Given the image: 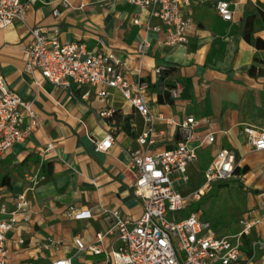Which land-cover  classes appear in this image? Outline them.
Listing matches in <instances>:
<instances>
[{
  "label": "crops",
  "instance_id": "crops-1",
  "mask_svg": "<svg viewBox=\"0 0 264 264\" xmlns=\"http://www.w3.org/2000/svg\"><path fill=\"white\" fill-rule=\"evenodd\" d=\"M62 1L35 0L20 20L0 29V77L9 92L31 103L38 119L30 136L0 160V209L12 211L20 195L28 202L29 220L6 235L8 264L59 260L114 264L111 253L121 243L114 231L109 232L114 225L112 212L133 223L143 211L132 192L129 153L155 155L174 150L181 140L177 124L188 116L207 120L198 131H212L214 140L195 150V159L187 166L188 183L178 191L187 196L202 188L204 171L215 155L220 150L233 152L232 183L239 189L234 201L238 207L217 234L235 235L243 217L259 220L242 239V260L243 264H264V251L253 247L256 241L264 242V151L253 150L243 133L248 126L264 131V75L257 74L264 69V0H238L236 5L234 0H193L183 9L189 19L186 43L174 47L163 45L165 27L150 10L119 0H65L68 8L60 5ZM217 1L231 3V21L219 17ZM55 8L59 17L52 15ZM248 17L252 20L246 40L242 30ZM154 27L159 30L152 31ZM36 28L47 36L57 30L61 44L84 45L92 52L107 48L129 82H147L152 144L138 143L146 123L118 91L110 90L101 99L94 87H55L37 71L26 70L30 32ZM143 41L150 47L139 53L137 47ZM254 63L252 76L248 70ZM159 67L166 70L157 75L154 70ZM172 89L178 90L177 98L170 95ZM101 112L110 115L100 117ZM109 133L112 146L105 152L95 151L96 143ZM32 176L43 180L32 187ZM218 183L206 187L205 193L215 185L222 187ZM204 198L205 194L194 206ZM69 208L90 211L91 217L73 219ZM198 216L209 218L217 231L210 216ZM75 239L85 247L98 246L101 253L78 250Z\"/></svg>",
  "mask_w": 264,
  "mask_h": 264
},
{
  "label": "built area",
  "instance_id": "built-area-1",
  "mask_svg": "<svg viewBox=\"0 0 264 264\" xmlns=\"http://www.w3.org/2000/svg\"><path fill=\"white\" fill-rule=\"evenodd\" d=\"M139 9L150 10V15L158 18L165 27L164 46L174 47L186 43V29L189 19L183 14L193 0H119ZM35 0H0V29L11 26L20 20L28 4ZM238 0L233 1L236 5ZM60 5L68 8L63 0ZM80 7H83L81 4ZM215 10L223 21H231L233 10L231 3L217 1ZM54 17L60 12L55 8ZM138 24V20H134ZM159 27L152 28L158 31ZM58 31L47 36L36 28L30 32L31 41L26 49L25 69L37 71L41 77L55 87L91 86L96 88L101 99L108 97L110 90L118 91L146 123V130L138 137L141 146L153 142V118L146 93L149 85L142 81L131 83L120 70V63L115 54L104 48V42L98 40L104 48L100 52L88 51L84 45L61 44ZM150 44L143 41L137 47L144 53ZM166 69L156 68L160 75ZM173 98L178 97V90H170ZM100 117H108L109 112H101ZM167 123L173 122L167 120ZM205 119L188 116L177 124L181 140L177 147L168 152L155 155L130 151L129 169L134 175L132 184L134 196L140 200L143 211L140 218L131 223L118 212H112L114 231L121 246L111 253L114 264H243L242 239L249 235L257 219L243 217L239 221L240 230L233 236H220L210 222L201 219L193 210L194 204L201 201L205 189L214 182L225 183L234 178L235 156L228 150H220L204 171V186L184 196L178 187L188 183L187 166L195 159V150L214 140L212 131L200 133L198 130ZM38 127L36 113L29 101L11 93L0 77V160L16 145L23 143ZM243 133L248 145L255 151H264V131L245 127ZM113 144L112 133L95 145V151L105 152ZM193 145V146H192ZM50 147L46 148L49 150ZM43 177L32 176L29 182L36 186ZM68 216L73 219H87L90 211L75 208L68 209ZM28 202L24 195L16 198L14 209L6 212L0 209V264H8L6 235L20 222H27ZM101 234L97 240H101ZM22 243V240H19ZM74 244L78 250L86 249L92 254H100L98 246L85 247L80 239ZM264 251V242L256 241L253 245ZM53 264H70L68 260H59Z\"/></svg>",
  "mask_w": 264,
  "mask_h": 264
},
{
  "label": "rangeland",
  "instance_id": "rangeland-1",
  "mask_svg": "<svg viewBox=\"0 0 264 264\" xmlns=\"http://www.w3.org/2000/svg\"><path fill=\"white\" fill-rule=\"evenodd\" d=\"M218 184H222V187L215 185L216 187L214 186L212 191H209L207 194L205 193V198L200 205L193 206V210L200 216L205 217L208 215L213 219L212 224L215 225L216 232L221 230L219 226H221L228 217L235 215L238 204L234 203V201L239 196V189L233 185L232 180ZM209 186L207 189H209ZM208 219L207 221H210V219Z\"/></svg>",
  "mask_w": 264,
  "mask_h": 264
},
{
  "label": "trees",
  "instance_id": "trees-1",
  "mask_svg": "<svg viewBox=\"0 0 264 264\" xmlns=\"http://www.w3.org/2000/svg\"><path fill=\"white\" fill-rule=\"evenodd\" d=\"M251 20H252V17H248V18H246V20L244 21V24H243L242 36L246 40H248L249 33L251 31ZM256 63H257V61H256ZM256 63H254L248 70V73L252 76H254L256 74V65H255ZM257 74L258 75H264V69H259L257 71Z\"/></svg>",
  "mask_w": 264,
  "mask_h": 264
}]
</instances>
